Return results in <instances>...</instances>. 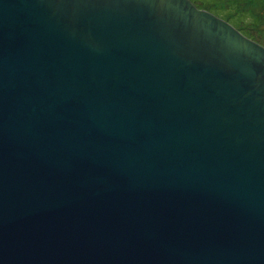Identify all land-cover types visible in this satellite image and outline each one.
<instances>
[{"label": "water", "instance_id": "95a60500", "mask_svg": "<svg viewBox=\"0 0 264 264\" xmlns=\"http://www.w3.org/2000/svg\"><path fill=\"white\" fill-rule=\"evenodd\" d=\"M0 264H264V46L191 0H0Z\"/></svg>", "mask_w": 264, "mask_h": 264}, {"label": "rangeland", "instance_id": "374dc122", "mask_svg": "<svg viewBox=\"0 0 264 264\" xmlns=\"http://www.w3.org/2000/svg\"><path fill=\"white\" fill-rule=\"evenodd\" d=\"M191 1L199 9L223 18L251 40L264 46V0Z\"/></svg>", "mask_w": 264, "mask_h": 264}, {"label": "trees", "instance_id": "16d2710c", "mask_svg": "<svg viewBox=\"0 0 264 264\" xmlns=\"http://www.w3.org/2000/svg\"><path fill=\"white\" fill-rule=\"evenodd\" d=\"M253 18H254V16H253ZM259 25V24H258Z\"/></svg>", "mask_w": 264, "mask_h": 264}]
</instances>
